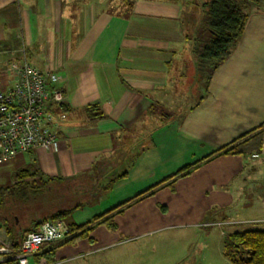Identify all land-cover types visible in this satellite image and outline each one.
Returning <instances> with one entry per match:
<instances>
[{"label": "crops", "instance_id": "0c3cea01", "mask_svg": "<svg viewBox=\"0 0 264 264\" xmlns=\"http://www.w3.org/2000/svg\"><path fill=\"white\" fill-rule=\"evenodd\" d=\"M115 2L0 0L2 59L16 51L19 60L60 73L65 103L52 109L67 114L60 150L21 155L23 165L9 175L34 165L48 178L90 184L83 207L65 221L71 234L45 252L55 250L51 264L106 251L87 264H143V241L176 227V214L184 218L178 226L204 225L209 234L218 227L225 236L232 230L224 227L239 224L224 221L223 212L264 208L263 156L210 157L264 127V0L247 10L244 33L208 82L191 79L198 65L192 34L203 20L197 1ZM258 212L243 223L264 230ZM101 216L87 235L73 231ZM188 255L170 264L189 263Z\"/></svg>", "mask_w": 264, "mask_h": 264}, {"label": "trees", "instance_id": "16d2710c", "mask_svg": "<svg viewBox=\"0 0 264 264\" xmlns=\"http://www.w3.org/2000/svg\"><path fill=\"white\" fill-rule=\"evenodd\" d=\"M129 3L128 0H124ZM257 4V0H205L202 5L203 20L200 23V30L208 33V41L198 50L194 49L193 54L198 63L200 73L207 74V81L212 72H214L231 55L239 38L245 30L248 19L247 10ZM132 2L127 5L131 7ZM96 106L88 107L87 111L91 118L97 119L100 115H93ZM66 113V110H63ZM228 146L221 148L212 154L213 157L218 154L232 156H253L263 154L264 152V127L259 131L246 135ZM191 166L183 171H188ZM49 181L71 182L61 178H48L44 176L36 166L19 169L13 176V184L8 187L0 188V227H4L7 234L19 246L24 237L31 232L37 231L40 226L48 221L65 222L70 216L83 207L84 203L65 211H59L49 220H39L24 225L18 222L17 217L9 215L7 211H14V207L22 210L23 204H28L33 196L42 193L41 184ZM38 181H41L40 184ZM113 212V211H111ZM111 212H108L107 215ZM100 218L84 224L80 227L74 226L73 231H83L82 236L87 235V230L97 223ZM13 219V220H12ZM69 227V226H68ZM69 229H71L69 227ZM71 234V230L68 236ZM67 236V237H68ZM76 236L75 238H77ZM81 237V236H80ZM74 238V239H75ZM223 255L232 264H264V230L247 229L228 232L224 236ZM55 250H49L45 256L48 261L54 262L52 256Z\"/></svg>", "mask_w": 264, "mask_h": 264}, {"label": "built area", "instance_id": "2783aa9c", "mask_svg": "<svg viewBox=\"0 0 264 264\" xmlns=\"http://www.w3.org/2000/svg\"><path fill=\"white\" fill-rule=\"evenodd\" d=\"M15 52H8V59L0 53V78L8 76L5 85L0 79V165L39 148L58 152L61 123L67 119L66 113L56 117L52 109L65 103L61 74L37 69ZM262 156L264 152L252 158ZM69 232L65 222L48 221L15 246L0 227V264H51L43 257L46 250Z\"/></svg>", "mask_w": 264, "mask_h": 264}, {"label": "rangeland", "instance_id": "374dc122", "mask_svg": "<svg viewBox=\"0 0 264 264\" xmlns=\"http://www.w3.org/2000/svg\"><path fill=\"white\" fill-rule=\"evenodd\" d=\"M184 5H194L193 2L199 7L197 8L198 14H200V8L205 3V0H201L202 3L199 2L200 0H179ZM130 3V0H128ZM116 5H128L129 3L124 2L123 0H116ZM202 10V8H201ZM203 11V10H202ZM208 33H204L200 29L195 31V33L192 34V44L194 49L200 50L205 43L208 41ZM191 76L193 78L192 82L199 78V76L203 80L207 81L208 73L202 74L199 71L198 65L196 66V69L191 72ZM1 80H5L4 77L0 78ZM202 80V79H201ZM192 86H196L194 83H191ZM197 87V86H196ZM196 103V99L191 102V105L189 107H186V109H192L193 106ZM159 111L161 113L167 114L168 111H166L163 108H159ZM166 117L165 115H163ZM22 157V156H21ZM19 156L18 159H16L13 162L10 163H3L2 166L4 168V172L2 173L5 177L3 181H0V188L2 187H8L13 184V178L10 176L11 169H8L12 166H14V169H18L23 165L22 159ZM1 166V167H2ZM9 166V167H8ZM39 184L41 181H38ZM45 183L41 184L42 186V193L33 196L30 202L28 204H23L22 210L18 211L16 207H14V211H7L9 215H14L17 217L18 222L24 225H29L30 222H37L39 220H49L54 214H56L59 211H65L66 209L74 208L75 206H78L82 203H85L86 197H87V191L89 187V183L87 181L82 182H62V181H49L45 180ZM162 198L166 197L165 194L161 196ZM261 203V202H260ZM260 203H257L255 206L254 212L250 211H243L242 208H239L238 206L233 207L232 209H229L222 214L226 217L223 220L229 221L233 223L239 224L238 226H232V227H224L225 231H233V230H247V229H258L263 228L260 226L261 224H244L243 222H247L249 217L258 215V211H261ZM258 212V213H257ZM257 213V214H256ZM163 217H161L162 219ZM174 223H177L174 228L171 229H164V230H153L150 239L144 240L142 245L143 247V254H144V261L143 264H170V258L175 257L173 259V263H176L178 259L181 258L183 260V255H188L189 252H186V248L180 249L181 244H184L185 246H188L190 244L191 249L188 257H190L189 263L187 261H183L180 264H223L222 261L226 260L222 255L220 254L221 250H224V236H222V233L220 234L221 229L218 227H215L211 232L212 234H209V230L204 228V225H201L199 227H189V226H178V222L183 220V216L176 214L174 218H171ZM13 220V219H12ZM71 221V220H69ZM222 221V220H221ZM68 222V220H67ZM173 223V224H174ZM206 226V225H205ZM161 228V227H160ZM210 232V233H211ZM189 233V234H188ZM190 237V239L187 240V237ZM152 237V238H151ZM180 249V250H179ZM113 252V251H111ZM192 252L194 253L192 255ZM110 252L106 251V253H100L97 257L103 256V258L107 257ZM47 259V256H43ZM64 257V256H63ZM97 257H86V255H83L80 259H67L64 261H60L57 258V264H87L89 262H92ZM179 257V258H178ZM185 257V256H184ZM62 258V257H61ZM48 260V259H47ZM224 264H232L231 262H226Z\"/></svg>", "mask_w": 264, "mask_h": 264}]
</instances>
